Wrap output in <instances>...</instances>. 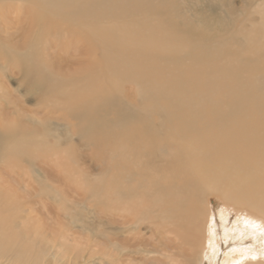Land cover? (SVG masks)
Returning a JSON list of instances; mask_svg holds the SVG:
<instances>
[{
    "label": "bare ground",
    "instance_id": "1",
    "mask_svg": "<svg viewBox=\"0 0 264 264\" xmlns=\"http://www.w3.org/2000/svg\"><path fill=\"white\" fill-rule=\"evenodd\" d=\"M234 2L0 0V20L31 14L17 65L28 91L58 101L0 126V165L28 166L18 188L0 167V263L102 253L103 264H264V34L252 32L264 0ZM97 154L104 187L88 189L69 164L90 170ZM66 187L105 211L92 247L51 228L25 233L48 225L41 209L63 210Z\"/></svg>",
    "mask_w": 264,
    "mask_h": 264
},
{
    "label": "rangeland",
    "instance_id": "2",
    "mask_svg": "<svg viewBox=\"0 0 264 264\" xmlns=\"http://www.w3.org/2000/svg\"><path fill=\"white\" fill-rule=\"evenodd\" d=\"M234 4L238 8L242 7L241 5H243L242 0H235ZM210 16H213V15L211 14ZM30 17H31V14L28 15V20H27L26 17H21V16L19 17L16 15H11L9 18L0 20V42H1L0 43V126L2 127H5L7 122L13 124L14 122L20 121V122H23V124H26L27 120H24V119L25 118L27 119L28 116L26 115L25 109L26 110L27 109L37 110L38 109V111H40V115H44L45 113H47V111L56 112L55 108L58 104L57 103L58 101L56 102L54 101L52 103L47 98H44L45 101L42 103L41 102L38 103V101H35V98H37L38 95H35L33 92L28 91L27 85H25L24 83L23 75L19 73V70H17V68H20V66L17 67V65L24 66V61H25L24 57L20 56L19 58V53L21 54L20 51H22V49L25 46H28V44L32 45L30 34L28 33L29 31L28 26L31 25V22L29 19ZM26 21L30 23L28 24ZM45 29L46 28L42 29V33L46 31ZM252 32H254V34L257 33V35H259L260 33L264 34V25L260 27L258 30H255V31L252 30ZM42 35L43 34H41V38L43 37ZM85 37L87 36L85 35ZM263 38H264V35H263ZM42 40H45V37H43ZM33 44L36 45V43H33ZM44 47H45V42H42L40 52L44 51L43 50ZM11 58H13V60H11L12 62H10ZM3 65H5L8 68V70L3 69ZM127 91H130V94L134 95L133 89L132 90L128 89ZM38 104H39V107H37ZM6 111H9L10 113L8 117H4L5 115H7ZM37 116H35V114L33 115L34 118L39 119L40 116L39 115ZM74 144H77V139H75ZM86 153L90 154V151H86ZM93 157H94L93 167L90 170L86 169V166H84L85 163H83L82 161H80L78 164H74L70 161V164H69V166H71V168H74V171H75L72 175V179L74 180L76 178L77 180L80 179L81 181H83V178H84L83 174H85V176L88 178V184H89V185L88 184L86 185L85 183V186L86 188L88 186V189H90L91 187H104V181L102 182L103 178L102 177L100 178V176H98L97 173H95L96 171L95 169H97L99 166L100 167L102 166L104 162L103 161L104 157L101 154H97ZM61 158L63 159V157ZM50 160L51 161L44 162V160L41 159V157H38L37 164H47L49 166L56 167L57 165L56 158L50 159ZM95 163L98 166L97 168H96ZM4 165H5V161H2L0 167L4 169L5 168ZM47 165H44V166H47ZM26 168H28L27 165H20L17 167L15 164V161L12 160V162L10 161V163L9 162L6 163V168L4 169V171H6V173L8 174H12L11 178H14V182H15L12 185L16 186L19 181L22 182L21 180L24 179V178L19 179V175H21L22 173L24 174L25 171L28 170ZM61 175L63 177L66 176L64 174H61ZM23 185H27V184L23 182ZM18 187L19 185L16 186V188ZM82 190H85V189H82ZM63 191L65 192L64 195L65 194L66 195L64 196L63 201H61V203L64 205V206L62 205L63 210L66 209L67 211L66 210L63 211L60 208V213H59V212H56V210L54 209V212H56L54 213V215H45L44 213L45 210L42 211L41 209V213L42 215H44L45 220H48L47 221L48 225L44 227L43 223L39 222L35 225L33 224V225L27 226L28 228L26 229V231L25 230H22V231H25V233L30 234L31 232H38V229L39 231L42 230L44 232L45 228H51L50 231H53V232L64 231L65 234L71 236L72 238H76L75 240L76 241L78 240L80 245L86 242V240L90 241L89 244L91 245L89 247H92V245H94L96 242H101L100 239H103L104 227L106 225L105 221H107V218H106L107 216L105 214V211L95 210L97 209L96 206H94L90 200H87L86 191H81L80 189H78L77 194L75 195L71 193L73 191L71 190L70 187L64 188ZM20 193H23V189L20 190ZM32 198H35L36 200H38L37 196L32 195ZM58 213L61 214V216ZM81 214L85 216V217L83 216V222H79L78 219H76V217L80 216ZM37 225L40 227H38ZM49 225L50 227H48ZM82 225H86L85 227H88L89 230L85 232V229ZM23 228L24 227H22V229ZM45 233L47 232L45 231ZM48 235L51 237L56 236V235L53 236L52 234H50V232L48 233ZM147 235H148L147 238L149 239H146V237L145 239L151 241L149 234ZM120 237H121L120 235H117L116 239L119 240ZM106 239H104V241ZM176 246L177 245L173 244V245H170V248L174 247L173 249H175ZM143 248L153 250L152 244H148V246H144ZM68 251L69 249H63V253L67 252L66 255H69ZM111 251L112 250H109L108 252L112 253ZM180 252L182 253L183 251L180 249ZM174 254L180 255L176 251L174 252ZM50 257L51 255L47 257V264H54L52 261V258ZM106 258L107 257L104 256L102 253L95 254L94 257H92L90 254H87L85 256V259L83 260L80 259V262L78 264H103V261ZM141 258L143 259V256H137L136 260L132 259V261L130 262H133L132 264H147L146 262L140 260ZM3 261H1L0 264H5L7 259L3 258ZM62 264H69V260L65 259ZM71 264H74V263H71ZM124 264H127V263H124ZM205 264H211V263L205 262Z\"/></svg>",
    "mask_w": 264,
    "mask_h": 264
}]
</instances>
